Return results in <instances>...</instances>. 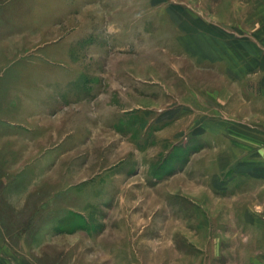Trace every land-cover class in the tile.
<instances>
[{"label":"rangeland","instance_id":"1","mask_svg":"<svg viewBox=\"0 0 264 264\" xmlns=\"http://www.w3.org/2000/svg\"><path fill=\"white\" fill-rule=\"evenodd\" d=\"M178 3L0 0V255L26 264H256L258 253L264 264L263 121L250 122L262 140L254 154L214 145L221 149L208 155L219 161L214 168L188 169L203 139L176 148L169 141L149 156L142 151L158 139L151 130L142 140L144 116L119 114L116 135L107 127L94 137L90 129L108 123L104 106L93 121L94 112L76 106L92 83L107 93L109 56H140L141 35L149 36L150 62L163 58L159 48L173 33L165 22ZM85 67L102 73H78ZM126 136L134 144L129 159L114 154ZM176 184L180 193L172 192ZM162 193L163 202L146 198ZM141 210L154 221L147 229L123 227Z\"/></svg>","mask_w":264,"mask_h":264},{"label":"crops","instance_id":"2","mask_svg":"<svg viewBox=\"0 0 264 264\" xmlns=\"http://www.w3.org/2000/svg\"><path fill=\"white\" fill-rule=\"evenodd\" d=\"M178 2L175 16L165 22L172 27L173 33L164 36L167 43L159 48L163 58L155 64L154 61L150 62L149 36L141 35L140 56L127 51H123V54L114 52L109 56V64L103 68L104 73L108 74L107 93L103 91L100 95L101 90L95 91V84L92 83L76 106L85 108V112L87 108L90 113L94 112V116L90 117L92 121L97 114L95 109L104 106L101 116L103 119L108 117V123L103 124L97 132L90 129V136L94 137H100L107 127L108 132L116 135L119 114H125L127 118L135 113L144 116L145 119L140 122L142 140L150 136L151 130L158 139L155 146H148L146 151H142V154L149 156L164 151L169 141L176 148L190 139H203L204 147L189 153L186 168L200 163L208 170L219 162L217 159V162L211 163L208 160L209 154L220 153L221 149L216 146L222 144L228 149L237 148L254 154L256 146L262 142L260 127L250 122H264V0ZM180 8H184L185 12L181 13ZM70 54L68 51L66 57H70ZM57 70L74 73L72 68ZM78 73L101 74L102 70L95 68L88 71L85 67ZM155 74L158 78L151 79ZM56 85L62 86V81L58 79ZM38 91L35 90V95L41 99V91ZM62 93L63 90H56L60 98ZM56 98L59 99V95ZM127 138L124 140L127 148L124 146L118 153L115 152L116 156L129 159L134 144ZM193 146L196 145H190ZM172 181L176 183L177 179L173 178ZM179 184L173 187L172 192L180 193L181 189L177 188ZM157 186L161 190L165 185L158 183ZM185 194L193 197L190 192ZM147 196V199L163 202L165 195ZM162 208L157 212L162 214ZM135 213L139 215L125 221L123 227L128 224L147 229L154 222L147 211ZM253 244L255 250L259 243L253 241ZM172 248L175 249L174 246ZM258 255L256 253V257L252 258L256 264H260ZM0 264L26 263L14 260L11 255H0Z\"/></svg>","mask_w":264,"mask_h":264}]
</instances>
